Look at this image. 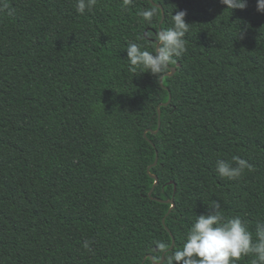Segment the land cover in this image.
Instances as JSON below:
<instances>
[{"label": "trees", "instance_id": "16d2710c", "mask_svg": "<svg viewBox=\"0 0 264 264\" xmlns=\"http://www.w3.org/2000/svg\"><path fill=\"white\" fill-rule=\"evenodd\" d=\"M153 1L162 23L150 0L82 15L76 0H8L0 12V264H157L164 251L173 264L214 200L253 233L264 221V12ZM178 10L187 51L161 85L125 48L154 52ZM234 155L252 169L220 178L216 161Z\"/></svg>", "mask_w": 264, "mask_h": 264}, {"label": "clouds", "instance_id": "9594fccd", "mask_svg": "<svg viewBox=\"0 0 264 264\" xmlns=\"http://www.w3.org/2000/svg\"><path fill=\"white\" fill-rule=\"evenodd\" d=\"M133 0H123L122 7L127 8ZM98 0H76L75 8L79 14L91 10ZM221 3L232 9H244L247 0H221ZM258 12H264V0H256ZM0 12L11 14L8 0H0ZM151 19L154 10L141 13ZM186 11L178 10L172 15L171 26L156 33V48L150 52L137 42L127 45L126 58L130 66L143 67L154 76L164 74L175 58L187 51L186 34L189 23L185 22ZM245 169L252 165L240 156H232L231 160L218 159L215 172L220 178L238 180ZM221 202L214 200L206 213L196 215L188 229L183 246L173 257V264H238L242 257H253L252 264H264V221L255 225V233L249 230L247 222L240 216L226 218L220 211ZM83 247L90 249L89 241Z\"/></svg>", "mask_w": 264, "mask_h": 264}, {"label": "water", "instance_id": "95a60500", "mask_svg": "<svg viewBox=\"0 0 264 264\" xmlns=\"http://www.w3.org/2000/svg\"><path fill=\"white\" fill-rule=\"evenodd\" d=\"M150 1H151L154 5H156V6H158L159 8H161V20H160V23H162V21H163V19H164V10H163L162 6H161L160 4H156V3H154L153 0H150ZM160 30H161V28L159 27V31H160ZM174 72H175V68H174V67H171V68H170V71H168V72L164 73L162 76H160V84L162 85V78H163V76H165V75L171 76ZM168 102H169V101H167L165 104H167ZM159 118H160V111L158 110V127H157L156 130L153 131L154 133H156V132L158 131V128H159V125H160V119H159ZM144 136H146V131L144 132ZM156 161H157V157L155 158V161L153 162V164H151V165H149V166L147 167V172H148V174L154 179L153 187L157 184V182H158V177H157L155 174L150 173V168H151L153 165L156 164ZM151 192H152V190H150L149 195H151ZM165 201L171 204V206H170V208H169V211H170L171 208H173V206H174V201H173L172 199H168V200H165ZM169 211H168V212H169ZM162 221H163V223H164V218H163ZM173 245H174V239L172 238V243H171L170 247L168 248V250H170V249L173 247ZM165 252H166V251H164V252L162 253V255H161V260H160V262H157V264H160V263L163 262Z\"/></svg>", "mask_w": 264, "mask_h": 264}]
</instances>
